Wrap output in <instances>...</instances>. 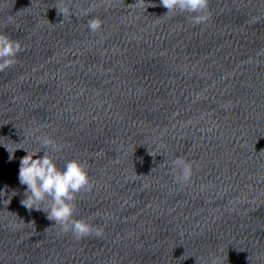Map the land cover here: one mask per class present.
<instances>
[{
  "label": "water",
  "instance_id": "obj_1",
  "mask_svg": "<svg viewBox=\"0 0 264 264\" xmlns=\"http://www.w3.org/2000/svg\"><path fill=\"white\" fill-rule=\"evenodd\" d=\"M166 13L160 0H0V33L23 48L0 72V264H264V0H210L200 24ZM5 146L85 163L94 188L74 218L103 235L77 240L27 209V153Z\"/></svg>",
  "mask_w": 264,
  "mask_h": 264
},
{
  "label": "clouds",
  "instance_id": "obj_2",
  "mask_svg": "<svg viewBox=\"0 0 264 264\" xmlns=\"http://www.w3.org/2000/svg\"><path fill=\"white\" fill-rule=\"evenodd\" d=\"M209 2L210 0H160L161 6L167 9L166 14L177 10L190 13L193 24L206 22ZM61 13L67 15L69 9L65 7ZM101 27L102 22L99 18H92L88 21V28L93 33L100 30ZM21 51L23 48L20 41L11 39L5 33H0V72L12 67L17 62V56ZM258 55H264V49ZM36 140L44 148H50L54 153L63 149V145L58 144L47 134L37 136ZM6 149L8 150L7 147ZM17 149L8 150L10 160L14 158ZM23 150L27 154L20 158L18 178L21 185H26V189L25 198L21 203L30 211L33 209L43 211L48 220L54 221V224L59 225L64 232H72L77 240L90 235L102 236L101 228L74 218V201L77 195L83 191L90 192L94 188L86 164L72 159L66 163L63 169H60L47 151H43L44 154L39 156L38 153L41 151L29 153L26 149ZM173 172L177 183L187 184L193 176L192 163L185 158H177L173 161ZM49 198L48 206L41 208L40 205L48 201Z\"/></svg>",
  "mask_w": 264,
  "mask_h": 264
}]
</instances>
